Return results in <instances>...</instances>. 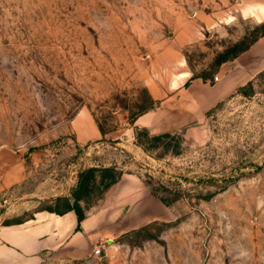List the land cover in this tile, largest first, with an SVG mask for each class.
I'll list each match as a JSON object with an SVG mask.
<instances>
[{"label": "rangeland", "instance_id": "obj_1", "mask_svg": "<svg viewBox=\"0 0 264 264\" xmlns=\"http://www.w3.org/2000/svg\"><path fill=\"white\" fill-rule=\"evenodd\" d=\"M263 32L264 0H0V225L115 166L140 175L163 217L103 256L45 264H264V69L200 122L149 130L177 135L149 150L133 125L193 76L215 84Z\"/></svg>", "mask_w": 264, "mask_h": 264}, {"label": "crops", "instance_id": "obj_2", "mask_svg": "<svg viewBox=\"0 0 264 264\" xmlns=\"http://www.w3.org/2000/svg\"><path fill=\"white\" fill-rule=\"evenodd\" d=\"M232 62V67L215 84L202 78L192 79L184 94L179 91L176 99L162 98L155 109L136 118L134 127L158 133L200 122L206 111L244 84L246 78L264 69V36ZM185 78L176 88L186 82ZM151 91L156 94L161 91L157 82L151 83ZM93 130L96 138H104L100 128ZM164 208L140 175L124 173L100 205L87 212L80 230L74 210L64 214L40 210L23 222L0 225V264H45L53 259L91 258L96 245L110 242L128 228L163 217Z\"/></svg>", "mask_w": 264, "mask_h": 264}, {"label": "trees", "instance_id": "obj_3", "mask_svg": "<svg viewBox=\"0 0 264 264\" xmlns=\"http://www.w3.org/2000/svg\"><path fill=\"white\" fill-rule=\"evenodd\" d=\"M264 36V32L263 35ZM259 38H257L251 44L243 47L239 51L236 52L234 58L239 56L241 53L248 50ZM233 58V59H234ZM228 59H224L222 62L227 61ZM261 72L260 74H262ZM201 76H193L191 79H195ZM254 81L250 80L246 85L240 87L238 90L241 93H247V87H253ZM101 132L103 135H106V131L104 128L99 125ZM177 135H174L170 132H164L157 135H151L149 129L147 128H137L136 130V141L137 144L142 146L145 150H149V146H156L155 142H163L164 139L167 138H175ZM155 143V144H154ZM179 148L176 149V152H179ZM124 171L118 169V167H89L83 169L79 173L77 186L74 188L72 192V197L63 196L58 198L59 206L55 207H47L43 210H48L52 212H56L58 214H64L69 211H75L78 215V229L80 230L82 227V221L86 218L87 212L82 205L83 201L90 200L96 194L98 199H102V197L109 192L114 186H116L121 180ZM156 195V193H154ZM23 222V220L14 221V222H6L5 224H16Z\"/></svg>", "mask_w": 264, "mask_h": 264}, {"label": "built area", "instance_id": "obj_4", "mask_svg": "<svg viewBox=\"0 0 264 264\" xmlns=\"http://www.w3.org/2000/svg\"><path fill=\"white\" fill-rule=\"evenodd\" d=\"M218 79H219V77H216V80H218ZM105 249H106V245L100 243V244L95 246L94 253H95V255L103 256Z\"/></svg>", "mask_w": 264, "mask_h": 264}]
</instances>
